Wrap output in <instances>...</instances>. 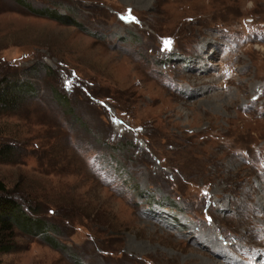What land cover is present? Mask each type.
<instances>
[{
    "label": "rangeland",
    "instance_id": "rangeland-1",
    "mask_svg": "<svg viewBox=\"0 0 264 264\" xmlns=\"http://www.w3.org/2000/svg\"><path fill=\"white\" fill-rule=\"evenodd\" d=\"M3 79L0 264H264V0H0Z\"/></svg>",
    "mask_w": 264,
    "mask_h": 264
},
{
    "label": "trees",
    "instance_id": "trees-1",
    "mask_svg": "<svg viewBox=\"0 0 264 264\" xmlns=\"http://www.w3.org/2000/svg\"><path fill=\"white\" fill-rule=\"evenodd\" d=\"M54 14V13H53ZM59 16V15H57ZM31 82L20 79H3L0 81V106L11 107L19 101L23 94H27ZM21 95V96H20ZM11 146H0V159L6 158L11 151ZM24 231L36 232L41 229V223L28 216L21 203L5 188L0 181V252H6L13 248V227ZM48 241H50L48 239ZM51 242V241H50Z\"/></svg>",
    "mask_w": 264,
    "mask_h": 264
},
{
    "label": "snow or ice",
    "instance_id": "snow-or-ice-1",
    "mask_svg": "<svg viewBox=\"0 0 264 264\" xmlns=\"http://www.w3.org/2000/svg\"><path fill=\"white\" fill-rule=\"evenodd\" d=\"M170 44H171V42H170V41H166V42H165V47H169V46H170Z\"/></svg>",
    "mask_w": 264,
    "mask_h": 264
}]
</instances>
